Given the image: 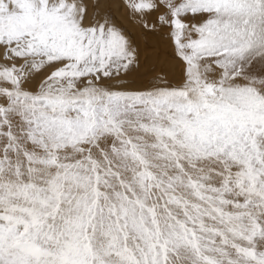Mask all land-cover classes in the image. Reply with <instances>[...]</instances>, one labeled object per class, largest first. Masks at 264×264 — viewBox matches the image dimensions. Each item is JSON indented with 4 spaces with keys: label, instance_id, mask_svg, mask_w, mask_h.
<instances>
[{
    "label": "snow or ice",
    "instance_id": "snow-or-ice-1",
    "mask_svg": "<svg viewBox=\"0 0 264 264\" xmlns=\"http://www.w3.org/2000/svg\"><path fill=\"white\" fill-rule=\"evenodd\" d=\"M0 264H264V0H0Z\"/></svg>",
    "mask_w": 264,
    "mask_h": 264
}]
</instances>
